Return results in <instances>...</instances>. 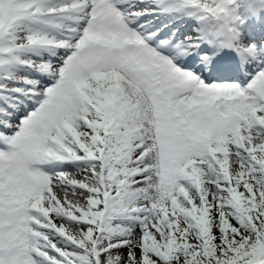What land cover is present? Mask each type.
<instances>
[{
	"label": "snow or ice",
	"instance_id": "obj_1",
	"mask_svg": "<svg viewBox=\"0 0 264 264\" xmlns=\"http://www.w3.org/2000/svg\"><path fill=\"white\" fill-rule=\"evenodd\" d=\"M0 264H264V0H0Z\"/></svg>",
	"mask_w": 264,
	"mask_h": 264
}]
</instances>
